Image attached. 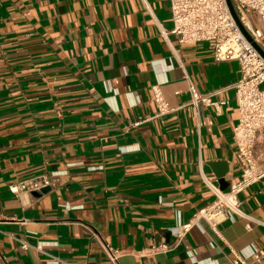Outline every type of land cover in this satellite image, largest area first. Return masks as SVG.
<instances>
[{"label": "crops", "instance_id": "1", "mask_svg": "<svg viewBox=\"0 0 264 264\" xmlns=\"http://www.w3.org/2000/svg\"><path fill=\"white\" fill-rule=\"evenodd\" d=\"M171 30L169 0H0V264H110L89 229L120 264H232L264 249L252 221L264 222L263 177L239 195L249 218L218 233L200 220L177 248L146 252L214 198L202 175L226 189L240 173L238 63ZM153 85L169 112L156 114ZM191 85L224 103L193 104ZM39 175L45 192L8 189Z\"/></svg>", "mask_w": 264, "mask_h": 264}, {"label": "built area", "instance_id": "2", "mask_svg": "<svg viewBox=\"0 0 264 264\" xmlns=\"http://www.w3.org/2000/svg\"><path fill=\"white\" fill-rule=\"evenodd\" d=\"M145 1V0H143ZM171 32L180 43L206 41L209 43L214 62L236 61L239 66V79L233 84L238 108V121L234 127V150L232 158L239 169V177L226 189H221L202 175L203 183L214 198L199 208L192 220L177 227L171 241L152 242L146 248L147 254L166 253L179 246L185 234L194 223L203 220L216 233L218 226L230 215L249 218L241 209L240 193L264 177V154L262 160L256 154L258 137L264 133V57L252 44L255 43L264 53V0H231L238 20L251 38L249 41L233 18L226 0H169ZM165 37L167 32L160 30ZM153 100L157 115L170 111L158 87L153 85ZM190 101L214 106L216 110L224 101H214L212 93L201 94L191 85ZM46 175H39L15 184L8 189L12 193L35 192L49 186ZM263 224L259 220H252ZM103 255L110 264H120L121 251L106 243L92 229ZM28 244L21 242V247ZM39 249V246H37ZM264 258V249L253 253L250 259L235 254L232 264H256ZM57 261V258H55ZM65 263V262H64Z\"/></svg>", "mask_w": 264, "mask_h": 264}, {"label": "water", "instance_id": "3", "mask_svg": "<svg viewBox=\"0 0 264 264\" xmlns=\"http://www.w3.org/2000/svg\"><path fill=\"white\" fill-rule=\"evenodd\" d=\"M226 2H227V5H228V7H229V9H230V12H231L233 18L235 19V21L237 22V24L240 26V28H241L243 34L245 35V37H246L249 41H251L250 36H249L248 33L244 30V28L241 26V24H240V22H239V20H238L237 14H236V12H235V10H234V7H233V4H232L231 0H226ZM251 42H252V41H251ZM252 44L255 46V48H256V49H257V50L263 55V57H264V53H263V51L259 48V46H258L257 44H255V43H253V42H252ZM226 186H227V183H226ZM224 188H225V186H224V187L221 186V189H224ZM48 189H49V187L46 186V187L42 188L40 191H35V192H33V193H34L35 195H38V194H40L41 192H45V191H47Z\"/></svg>", "mask_w": 264, "mask_h": 264}]
</instances>
